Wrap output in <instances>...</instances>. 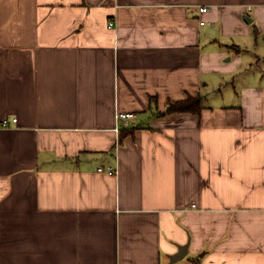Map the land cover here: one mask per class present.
I'll return each mask as SVG.
<instances>
[{
	"label": "crops",
	"instance_id": "crops-1",
	"mask_svg": "<svg viewBox=\"0 0 264 264\" xmlns=\"http://www.w3.org/2000/svg\"><path fill=\"white\" fill-rule=\"evenodd\" d=\"M186 244L264 264V0H0V264Z\"/></svg>",
	"mask_w": 264,
	"mask_h": 264
},
{
	"label": "trees",
	"instance_id": "trees-1",
	"mask_svg": "<svg viewBox=\"0 0 264 264\" xmlns=\"http://www.w3.org/2000/svg\"><path fill=\"white\" fill-rule=\"evenodd\" d=\"M204 102L205 98L201 95L197 97H190L185 101L168 104L167 109L162 114L170 115L174 113H193L199 115L204 109ZM194 264H197V262H195Z\"/></svg>",
	"mask_w": 264,
	"mask_h": 264
},
{
	"label": "built area",
	"instance_id": "built-area-1",
	"mask_svg": "<svg viewBox=\"0 0 264 264\" xmlns=\"http://www.w3.org/2000/svg\"><path fill=\"white\" fill-rule=\"evenodd\" d=\"M202 12H207L208 9L207 8H203L201 9ZM115 25V22L114 21H110L109 23V28H112L114 27ZM137 118V114L136 113H117L116 115V122L118 123V126L116 128V131L119 132L120 128H130L134 121L136 120ZM14 122H17V119H14ZM4 125L5 126H8V121L7 120H4ZM99 172H103L104 171V168L101 167L98 169ZM109 171L111 173L113 172H116V170H114L113 168H110Z\"/></svg>",
	"mask_w": 264,
	"mask_h": 264
},
{
	"label": "water",
	"instance_id": "water-1",
	"mask_svg": "<svg viewBox=\"0 0 264 264\" xmlns=\"http://www.w3.org/2000/svg\"><path fill=\"white\" fill-rule=\"evenodd\" d=\"M188 251H189V244L179 245L178 252L170 256V259H171L170 263L172 264V263L182 260L183 258L187 256Z\"/></svg>",
	"mask_w": 264,
	"mask_h": 264
}]
</instances>
